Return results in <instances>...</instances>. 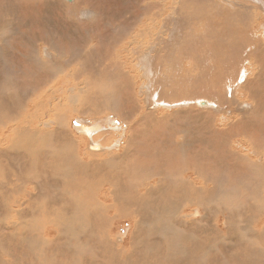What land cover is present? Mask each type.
<instances>
[{
  "label": "rangeland",
  "instance_id": "obj_1",
  "mask_svg": "<svg viewBox=\"0 0 264 264\" xmlns=\"http://www.w3.org/2000/svg\"><path fill=\"white\" fill-rule=\"evenodd\" d=\"M211 12L205 0H0V264H264V145L257 143L264 138V54H240L228 26L216 25L224 14ZM257 14L251 18L264 30ZM20 52L24 66L16 62ZM100 67L102 79L86 71L100 73ZM63 94L75 95L88 110L67 107L46 131L23 127L22 116L33 115L35 103L46 100L39 114ZM121 96L136 106L126 120L118 116ZM240 103L246 107L234 110ZM222 129H231L236 139L226 135L215 144ZM141 135L165 145L141 151L148 141ZM90 138L105 147L104 155L88 160L101 165L99 170L75 159ZM234 149L256 155L235 159ZM201 153L210 155V168ZM228 163L248 168L247 174L236 177ZM190 166L213 191L202 196L182 188L179 203L165 208V196L177 198L181 170ZM155 170L163 181L160 193L138 196L143 185H153L145 177ZM107 171L119 178L118 202L105 197L117 203L112 208L96 199L102 188H114L98 184ZM66 196L76 203L75 211L67 210L70 218L58 201ZM133 219L144 221L136 225Z\"/></svg>",
  "mask_w": 264,
  "mask_h": 264
},
{
  "label": "bare ground",
  "instance_id": "obj_2",
  "mask_svg": "<svg viewBox=\"0 0 264 264\" xmlns=\"http://www.w3.org/2000/svg\"><path fill=\"white\" fill-rule=\"evenodd\" d=\"M20 1V0H19ZM39 2H41V1H39ZM205 2H206V5H209L210 7H211V10L213 11V12H215V13H217V14H224L223 15V17H222V19H215V21L217 22V24L216 25H218V24H223V26L225 25V26H228V33H231V35L233 36V37H231V38H233V39H236L238 42H239V45H240V49H241V51L240 50H237V49H235V51L237 50L240 54H242V53H244L245 55H246V53H247V55L248 56H250V55H252V54H260V52H262L263 54H264V30H262L260 27H257V25H259V23H258V21H256V19L255 18H251L252 16L253 17H256V14L258 13V12H260V14H261V16L264 18V0H205ZM154 3V2H153ZM169 6V5H168ZM27 8V7H26ZM43 8V7H42ZM172 8V7H171ZM197 8V7H196ZM149 9V8H148ZM21 10V9H20ZM45 10V9H44ZM150 11V10H149ZM213 12H211V13H209L208 15H211ZM23 13V12H22ZM149 13V12H148ZM157 14V13H156ZM163 14V13H162ZM24 15V14H23ZM34 15V14H33ZM258 15V14H257ZM38 16V15H37ZM168 16V15H167ZM173 16V15H172ZM159 17V16H158ZM169 17V16H168ZM259 17V16H258ZM53 19V18H52ZM62 19V18H61ZM60 19V20H61ZM149 19V18H148ZM164 19V18H163ZM4 20V19H3ZM8 20V19H7ZM19 20V19H18ZM264 20V19H263ZM10 21H11V19H10ZM15 21V20H14ZM13 21V22H14ZM35 21V20H34ZM140 21V20H139ZM145 21V20H144ZM152 21V20H151ZM61 22V21H60ZM165 22V21H164ZM264 22V21H263ZM8 23V22H7ZM38 23V22H37ZM186 23V22H185ZM215 23V22H214ZM213 23V24H214ZM14 24V23H13ZM149 24V23H148ZM151 24V23H150ZM210 24V23H209ZM212 24V23H211ZM64 25V24H63ZM184 25V24H183ZM4 26V25H3ZM117 26V25H116ZM176 26H178V25H176ZM185 26V25H184ZM141 27V26H140ZM159 27V26H158ZM172 27V26H171ZM216 27V26H215ZM55 28H56V26H55ZM177 28V27H176ZM5 29V28H4ZM158 29H160V28H158ZM181 29V28H180ZM216 29V28H215ZM8 30V29H7ZM29 30V29H28ZM60 30V29H59ZM144 30H145V28H144ZM172 30V29H171ZM184 30V29H183ZM11 32V31H10ZM152 32V31H151ZM155 32H156V28H155ZM160 32V31H159ZM215 32H216V30H215ZM214 32V33H215ZM1 33V32H0ZM7 33V32H6ZM217 33V32H216ZM3 34V33H2ZM1 34V35H2ZM47 34V33H46ZM153 34H155V33H153ZM160 34V33H159ZM218 34V33H217ZM143 35H145V34H143ZM229 35V34H228ZM24 36V35H23ZM151 36V35H150ZM215 36V35H214ZM20 37V36H19ZM95 37V36H94ZM159 37H161V36H159ZM219 37V36H218ZM217 37V38H218ZM220 37H222V36H220ZM154 38V37H153ZM143 40V39H142ZM1 41V40H0ZM154 41H156V40H154ZM214 41V40H213ZM217 41V40H216ZM218 41H219V39H218ZM149 42V41H148ZM135 43H140V41H137V42H135ZM216 43V42H215ZM219 43V42H218ZM221 43V42H220ZM214 43L212 42L211 43V46H216V45H213ZM90 45V44H89ZM174 45V44H173ZM132 47V46H131ZM157 47V46H156ZM121 48H122V46H121ZM126 48V47H125ZM135 48V47H134ZM150 48V47H149ZM216 48V47H215ZM248 48V49H247ZM152 49V48H151ZM150 49V50H151ZM218 49V48H217ZM247 49V50H246ZM138 50V49H137ZM26 51V50H25ZM133 51V48H132V50H131V52ZM134 51H135V53L137 52L136 51V48L134 49ZM24 52V51H23ZM222 52V51H221ZM10 53H11V51H10ZM18 53H19V51H18ZM21 53V52H20ZM129 53V52H128ZM214 53V52H213ZM97 54V53H96ZM9 55V54H8ZM92 55V54H91ZM90 55V56H91ZM95 55V54H94ZM138 55V54H137ZM226 55L227 56H231V55H229V54H227L226 53ZM20 56V55H19ZM19 56H17L16 58H17V60H16V62H17V64H19V65H23L24 66V62H25V60L24 59H26V57H25V53H21V57H19ZM23 56H24V58H23ZM118 56V55H117ZM120 56V55H119ZM239 56V55H238ZM238 56H235V57H238ZM127 57H128V55H127ZM219 57V56H218ZM240 57V56H239ZM144 58V57H143ZM226 58V57H225ZM96 59V58H95ZM103 59V58H102ZM102 59H99L100 60V62H101V60ZM83 60V59H82ZM90 60V59H89ZM97 60V59H96ZM98 60V61H99ZM116 60V59H115ZM123 60H125V59H123ZM261 60V59H260ZM87 61V60H86ZM114 62V61H113ZM263 62H264V60H263ZM26 63V62H25ZM88 63H90V66H91V62L89 61ZM87 63V64H88ZM124 63H125V61H124ZM123 63V64H124ZM140 63V62H139ZM138 63V64H139ZM45 64V63H44ZM141 64V63H140ZM98 65V64H97ZM259 65H260V63H259ZM262 65V64H261ZM22 66V67H23ZM89 66V65H88ZM94 66V65H93ZM92 66V67H93ZM115 66V65H114ZM263 66H264V64H263ZM96 67V66H95ZM97 67H99V66H97ZM97 67H96V69H97ZM89 68V67H88ZM102 68V69H101ZM109 68V67H108ZM108 68H105L106 69V71L108 70ZM119 68V67H118ZM91 69V68H90ZM89 69V70H90ZM92 69H95V68H92ZM95 69V71L97 72V70ZM100 69H101V72L99 73V71H98V73H96L95 71H93V70H91V71H89V70H86V71H88L89 72V74L90 75H92V76H94L95 77V79H102V70H103V67H100ZM100 69H98V70H100ZM112 69V68H111ZM121 69H122V67H121ZM31 70V69H30ZM123 70H125V69H123ZM123 70H122V73H123ZM258 70H260V69H258ZM264 70V69H263ZM85 70H83V72H84ZM109 71V70H108ZM107 71V72H108ZM112 71V70H111ZM119 71H121L120 69L118 70V72ZM131 71V70H130ZM261 71H262V69H261ZM61 72V71H60ZM66 72V71H65ZM77 71H75V73H76ZM260 72V71H259ZM114 73V72H113ZM128 73V72H127ZM65 74H67V73H64L62 76H64ZM105 74V73H104ZM104 74H103V76H104ZM115 74V73H114ZM119 74V73H118ZM107 75V74H106ZM60 76V75H59ZM73 76V75H72ZM123 76V75H122ZM74 77V76H73ZM106 78V77H105ZM105 78H104V80H105ZM120 78H121V74H120ZM123 78H126L125 76L123 77ZM261 78V77H260ZM109 79V78H108ZM127 79V78H126ZM259 81V80H258ZM263 81V80H262ZM84 83L86 82V80L84 79V81H83ZM144 85V84H143ZM74 86H76V85H74ZM71 89V88H70ZM241 89V88H240ZM243 89V88H242ZM133 90H134V92L136 93V91H135V88L133 87ZM263 90V89H262ZM142 91V90H141ZM251 91V90H250ZM133 92V93H134ZM138 92V91H137ZM259 92H261V91H259ZM116 93V92H115ZM147 93V92H146ZM250 93V92H249ZM252 93V92H251ZM257 93V92H256ZM262 93V92H261ZM263 93H264V91H263ZM262 93V94H263ZM141 94V93H140ZM64 95V94H63ZM107 95V94H106ZM257 97H258V95H257ZM103 98V97H102ZM121 98V100H122V102H123V105H121V106H123V110H122V112H119V117H120V119H127L126 117L128 116V115H130L131 116V113L133 112V111H136V106L134 105V103H132V99L130 100V101H127L128 103H125L123 100V96H121L120 97ZM133 98V97H132ZM255 98V97H254ZM61 99H64V102L62 103L61 102ZM104 99V98H103ZM135 99L136 100H139L138 99V97L137 96H135ZM198 99V98H197ZM263 99V98H262ZM42 100V99H41ZM77 98H76V96L75 95H64V96H60V95H58V96H54L53 98H52V101H50V104H51V109L49 108V109H46V107L38 114V113H36V111L38 110V109H40V108H42V104H43V102H46V100H42L40 103L38 102V104H34V107H35V110H34V114L33 115H29L28 113V115H24V116H22L23 117V120H22V123L23 124H27V125H25V126H23L25 129H29V130H31V131H35V132H42V131H46V130H43V129H45L46 127H48V126H50L49 125V123H50V119L51 118H53L54 117V115H57V114H63V113H65V111H68V109H67V107H71L72 109H74V111L75 112H78V113H84V112H86L88 109H87V106H85V105H83V104H81V103H78L77 102ZM83 102V101H82ZM136 102V101H135ZM198 103H201V102H204V103H206L205 105H208L209 103L207 102V101H205V100H198L197 101ZM252 102H253V100H252ZM255 102V101H254ZM196 103V102H195ZM239 103V102H238ZM32 104V103H31ZM117 104V103H116ZM137 104H138V102H137ZM253 105V104H252ZM254 105H255V103H254ZM54 106H56V108L53 110V107ZM109 106V105H108ZM49 107V106H48ZM246 107V105H245V103H240L237 107H235L234 108V110H240V111H242L244 108ZM253 107V106H252ZM146 108L148 109L149 108V106L148 105H146ZM110 109V108H109ZM27 110V109H26ZM104 110V109H103ZM114 110V109H113ZM223 110V109H222ZM106 111V110H105ZM115 111V110H114ZM257 111H259V110H257ZM25 112V111H24ZM27 112V111H26ZM72 112V111H71ZM245 112H247V111H245ZM244 112V113H245ZM29 113H31V112H29ZM88 114H90L89 112H87ZM94 113V112H93ZM105 113V112H104ZM135 112H133L132 114H134ZM32 114V113H31ZM96 114V113H95ZM247 114V113H246ZM97 115V114H96ZM129 116V117H130ZM241 118V117H240ZM240 118H238V119H240ZM115 119V118H114ZM20 122V121H19ZM108 122V121H107ZM124 122V121H123ZM258 122H259V120H258ZM21 123V124H22ZM125 123V122H124ZM234 123V122H233ZM22 124V125H23ZM244 124H246V123H244ZM45 125H47V126H45ZM96 125H97V122H96ZM254 125V124H253ZM20 126V123L19 124H16V125H14V127L12 128V129H16L17 127H19ZM43 126H45V127H43ZM103 126V125H102ZM125 126L127 127V125H126V123H125ZM244 126V125H243ZM257 126V125H256ZM22 127V126H21ZM92 128H93V126H92ZM99 127H97L96 126V128L94 129V131H96L97 129H98ZM248 128V127H247ZM24 129V130H25ZM91 129V128H90ZM105 129V128H104ZM227 129V128H226ZM231 129H229V130H225V129H222V131L220 132V131H218L217 133H218V137H215V138H213V142L215 143V144H218V145H221L222 143H221V138H224V137H227L226 135H229L230 136V138L232 137V135H230V131ZM22 133V132H21ZM102 133H103V131H102ZM1 134V133H0ZM29 134V133H28ZM99 134V133H98ZM32 135V134H31ZM30 135V136H31ZM107 135V134H106ZM91 136V135H90ZM139 137V135H136L135 137H134V141H136L137 140V138ZM143 137V138H142ZM22 138V137H21ZM41 138V137H40ZM75 138V137H74ZM83 138V137H82ZM32 139V138H31ZM106 139V138H105ZM141 139H147L148 141H147V143L145 144V145H140L139 146V149L141 150V151H144L145 150V148L146 147H150V148H152L151 150L152 151H154V149H156L157 147H163L165 144L164 143H161V139L158 141V139H156V138H154L153 136H144V135H141ZM232 140H234V139H236L235 137L233 138H231ZM230 139V140H231ZM24 140H26L25 138H24ZM79 140L80 139H78L77 138V143L79 144ZM83 140V139H82ZM86 140V139H85ZM163 140H165V139H163ZM231 140V141H232ZM20 141V140H19ZM167 141V140H166ZM201 141V140H200ZM86 142V141H85ZM24 143V145H25V142H23ZM33 143V142H32ZM102 143V142H101ZM209 143L211 144V140L209 141ZM230 143V142H229ZM231 143H233V142H231ZM236 143H237V141H236ZM257 143H262L263 145H264V138H262V142H257ZM15 144V143H14ZM42 144V143H41ZM105 144V143H104ZM3 145V144H2ZM17 145V144H16ZM19 145V144H18ZM45 145V144H44ZM36 146V145H35ZM49 147V146H48ZM24 148V147H23ZM42 148V147H41ZM233 148H234V146H233ZM232 148V149H233ZM48 149V148H47ZM52 149V148H51ZM79 149H80V146H79ZM81 150H82V154H81V156H79V152L77 151L76 152V155H75V159H81L83 162H84V164L86 165V166H88V167H91V168H96V169H101V168H103L101 165H99V164H97V163H95L94 161H88V160H92V159H89V158H92V157H94V156H98V155H102V153H103V155L105 154L103 151L105 150V147L104 146H101L100 145V143L96 140V139H91L90 138V143L89 144H86V146H85V148L84 149H82L81 148ZM235 150V149H234ZM253 150V149H252ZM36 151H37V149H36ZM42 151V150H41ZM53 151V150H52ZM152 151L150 152H147V155L148 154H150V153H152ZM233 151V150H232ZM236 151V152H235ZM234 152L236 153V155L235 154H232L233 155V157L235 158V159H239V158H243V159H246V160H252V157L254 156V155H256V152H255V150L254 151H250L251 152V154H248V153H244V154H240V153H237V151L238 150H235ZM1 152V151H0ZM240 152V151H239ZM244 152V151H243ZM26 153V152H25ZM53 153V152H52ZM101 153V154H100ZM10 155H11V153H9ZM33 154V153H32ZM98 154V155H97ZM128 154V151H123V154H121L122 156H124V155H127ZM210 154V153H209ZM82 155H85V156H82ZM121 155H119L118 153H112V157L113 158H116V157H118V156H121ZM198 155V154H197ZM8 156V155H7ZM199 156V158H201L202 160H204V162H205V165H206V169H208V168H210V164H209V162H208V160H209V158H210V155H208V154H203V153H201V154H199L198 155ZM4 157V156H3ZM10 157V156H9ZM3 159V158H2ZM106 159H111L110 157H106ZM9 159L7 158V161H8ZM34 160V159H33ZM81 160H78V161H80L81 162ZM211 160H212V157H211ZM31 162V161H30ZM211 162V161H210ZM214 163H215V161H214ZM13 164V163H12ZM19 164V163H18ZM213 164V163H212ZM247 164V163H246ZM2 165V164H1ZM80 165H82V164H80ZM254 165V164H253ZM15 168H17V166L15 167ZM86 168V167H85ZM227 168H229V172H231V173H233V174H235V176L236 177H238V176H241L242 174L244 175V174H247V172H248V168H245L244 166H241L240 164H238V163H234V165L232 164V163H228L227 164ZM16 170V169H15ZM183 170V171H182ZM181 170V172H182V174L184 173V175H182L181 176V181L179 182V186L177 185V187L175 188V190H176V193L178 194V196H177V198L176 197H172V196H170L169 195V193H168V195L167 196H165L166 197V204H168L167 206H164L165 208H168V207H170V206H174V205H176V204H178L179 203V198H181V196H180V190L182 189V188H187V189H189V191L190 192H192V193H195V194H197L198 192L197 191H199V194H202V196L203 195H210V193L213 191L212 190V188H210V183L208 182V179H206V178H204L203 180H201V178H199L198 176H200V177H202V175H200V173L198 172V171H196L193 167H184L183 169ZM14 171V170H13ZM94 173V172H93ZM97 173H98V171H97ZM109 171H107V172H105L104 174H103V179H102V181H100L99 179H98V184H100V182H109V183H111L112 184V186H114V188L113 189H111V190H109L108 188H102L100 191H101V194H100V191L97 193V195H96V199L100 202V203H103V204H105L107 207H110V206H115V205H117V203H110V202H106L105 201V197H107L109 200L111 199V198H114V201L115 202H118V200H117V198L115 197V192H117V188H116V182H117V180L119 179V178H113L114 176H116L115 174H110V176H109ZM199 173V174H198ZM16 174V173H15ZM105 174H108V175H105ZM151 174V176L150 177H148L149 175ZM149 175H147L145 178H152L151 180H154V181H152V182H149V183H152L151 185V187L147 184V185H143L142 186V184H141V186H142V189L144 190V192H141V193H138L137 195L138 196H144V195H149V193L151 192H156V191H158L159 190V188L162 186L161 184L163 183V181H161L162 179H156V176L157 177H159L160 176V173L158 172V170H155V171H153L152 173H150ZM7 177V176H6ZM5 177V178H6ZM31 177H33V176H31ZM30 177V178H31ZM36 177V176H35ZM39 178V177H38ZM41 178V177H40ZM144 178V179H145ZM150 180V181H151ZM175 180V179H174ZM39 181V180H38ZM263 181V180H262ZM141 182H143V181H141ZM141 182H139V183H141ZM173 182V181H172ZM136 184H138V183H136ZM3 185V184H2ZM49 185V184H48ZM48 185H46V187L48 186ZM140 186V185H139ZM171 186V185H170ZM45 189H46V187H45V185L43 186ZM79 187H81L80 189H83L84 188V186H82V184L79 186ZM135 187V186H134ZM166 187V186H165ZM37 188V187H36ZM43 188V189H44ZM55 188V187H54ZM42 189V190H43ZM88 189V188H87ZM132 189H134V188H132ZM166 189V188H165ZM6 190V189H5ZM33 190H35V188L33 189ZM37 190H39V189H37ZM36 190V191H37ZM47 190V189H46ZM135 190V189H134ZM141 189H139V190H137V192H139ZM167 190V189H166ZM13 191V190H12ZM12 191H10V192H12ZM32 192V191H31ZM56 193H57V191H55ZM60 193H61V191H60ZM75 193V192H74ZM133 193H135V192H133ZM158 193H160V191H158ZM223 193H225V192H223ZM30 194V193H29ZM33 194H34V192H33ZM37 194H38V192H37ZM52 194V193H51ZM154 194V193H153ZM31 195V194H30ZM36 195V194H35ZM40 196V195H39ZM42 196V195H41ZM52 196V195H51ZM75 196V198H76V196H77V193H76V195H74ZM114 196V197H113ZM120 196V195H119ZM155 196V195H154ZM164 196V195H163ZM18 197V196H17ZM43 197V196H42ZM45 197V196H44ZM147 197H150V196H147ZM157 197V196H156ZM50 198V197H49ZM48 198V199H49ZM58 198V197H57ZM75 198H74V200H75ZM159 198V197H158ZM54 199H56V198H54ZM18 200V199H17ZM49 200H51V199H49ZM70 200H72V198L70 197V196H66V197H62L60 200H58L59 202H60V204H61V206H62V213L64 214V215H67V216H69V218H70V216L72 215V211L70 212V211H67V210H73V211H75L74 209H72V208H75V206H76V203H75V201L74 200H72V201H74V202H72V201H70ZM108 200V201H109ZM124 200V199H123ZM128 200V199H127ZM162 200V199H161ZM164 200V199H163ZM55 201V200H54ZM125 201V200H124ZM155 201V200H154ZM158 201H160V200H158ZM13 202H15V201H13ZM113 202V201H112ZM121 202V201H120ZM191 202V201H190ZM45 203H46V201H45ZM74 203V204H73ZM128 203V202H127ZM5 204V203H4ZM15 204H18V203H15ZM14 204V205H15ZM47 204V203H46ZM120 204V203H119ZM129 204V203H128ZM1 205V204H0ZM52 205V207L54 206L53 205V203L51 204ZM130 205H132V204H130ZM135 205V204H134ZM149 204H147V206H148ZM44 206V205H43ZM47 206V205H46ZM151 206V205H150ZM163 206V205H162ZM18 207V206H17ZM56 207V206H55ZM82 207V206H81ZM112 207H110V208H112ZM139 207H141V208H143V206L142 205H140ZM163 207V208H164ZM44 208V207H43ZM46 208V207H45ZM98 207H96V208H94V209H97ZM133 208V207H132ZM135 208V210L136 211H138L139 212V214L138 215H140L141 214V211H140V209L138 208V207H134ZM149 208V207H148ZM53 209V208H52ZM106 209V208H105ZM114 209V208H113ZM117 209V208H116ZM170 209H171V207H170ZM174 209V208H173ZM18 210V209H17ZM131 210V209H130ZM172 210V209H171ZM4 211V210H3ZM16 211V210H15ZM109 212V211H108ZM131 212V211H130ZM57 213V212H56ZM190 213V212H189ZM19 214V213H18ZM58 214V213H57ZM62 214V215H63ZM126 214V213H125ZM129 214V213H128ZM7 215V214H6ZM60 215V214H59ZM76 215V214H75ZM81 215V214H80ZM192 214H190V216H191ZM22 215H19L18 216V219H20V217H21ZM27 216V215H26ZM66 216V217H67ZM83 216V215H82ZM82 216H80V217H82ZM23 217V216H22ZM35 217V216H34ZM141 218H142V216H140ZM198 217V216H197ZM24 218V217H23ZM165 218V217H164ZM163 218V219H164ZM188 218V217H187ZM1 219V218H0ZM64 220L62 221V223L64 224L65 223V220H66V218L64 217L63 218ZM68 219V218H67ZM130 219V218H129ZM137 219V218H136ZM142 219H144V218H142ZM156 219H158V216H156ZM25 220V219H24ZM111 220V219H110ZM134 220V219H133ZM144 220H147L149 223H150V220L149 219H144ZM144 220H140V219H138L137 221H135L134 220V224H138V223H141L142 221H144ZM26 221V220H25ZM31 221V220H30ZM81 221V220H80ZM84 221V220H83ZM113 221V220H112ZM115 221V220H114ZM113 221V222H114ZM259 221V220H258ZM258 221H257V223H258ZM19 222V221H18ZM33 222V221H32ZM58 222V221H57ZM78 222V221H77ZM189 222V221H188ZM12 223V222H11ZM247 223V222H246ZM262 223V222H261ZM10 224V223H9ZM17 224V223H16ZM36 224V223H35ZM45 224V223H44ZM55 224V223H54ZM58 224V223H57ZM66 224H67V222H66ZM74 224V223H73ZM153 224V223H152ZM20 225V224H19ZM65 225V224H64ZM76 225V224H75ZM75 225H73V226H75ZM77 225H79V224H77ZM81 225V224H80ZM87 225V227H90L88 224H86ZM112 225V224H111ZM155 225V224H154ZM258 225H259V223H258ZM157 226V225H156ZM159 227H161L160 225H158ZM262 226V225H261ZM1 227H2V225H1ZM11 227V226H10ZM18 227V226H17ZM23 227H24V225H23ZM66 227V226H65ZM111 227V226H110ZM149 227V226H148ZM21 228V227H20ZM19 228V229H20ZM63 228V227H62ZM259 228V227H258ZM5 229H7V228H5ZM29 229V228H28ZM76 229V228H75ZM78 229V228H77ZM81 229V228H80ZM79 229V230H80ZM89 229V228H88ZM249 229V228H248ZM264 229V228H263ZM3 230V229H2ZM73 230V229H72ZM64 232H65V230H63ZM77 231V230H76ZM251 231V230H250ZM20 232H21V230H20ZM23 232V231H22ZM68 232V231H67ZM85 233V232H84ZM7 234V233H6ZM15 234V233H14ZM20 234H22V233H20ZM65 234H67L66 232H65ZM78 234V233H77ZM92 234H94V233H92ZM23 235H24V233H23ZM34 235V234H33ZM210 235V234H209ZM6 236V235H5ZM29 238H31V232L29 231ZM37 236V235H36ZM70 236V235H69ZM133 236H134V234H133ZM7 237V236H6ZM16 237V236H15ZM121 237V236H120ZM24 238V237H23ZM26 238V237H25ZM34 238V237H33ZM118 238V237H117ZM138 238H140L141 239V237H138ZM8 239H10V238H8ZM15 239V238H14ZM139 239V240H140ZM21 240V239H20ZM73 240V239H72ZM130 240H131V238H130ZM142 240V239H141ZM10 241V240H9ZM14 241V240H13ZM68 241V240H67ZM82 241V240H81ZM120 241V240H119ZM131 242V241H130ZM136 242V241H135ZM137 242H138V240H137ZM6 243H7V241H6ZM5 243V244H6ZM14 243V242H13ZM71 243V242H70ZM111 243V241H109V244ZM82 244V243H81ZM105 244H108V241H106L105 242ZM2 245H3V243H2ZM3 247H5V246H3ZM6 247H7V245H6ZM14 247V246H13ZM20 247V246H19ZM129 247H131V246H129ZM128 247V248H129ZM133 247V246H132ZM8 248V247H7ZM10 248V247H9ZM39 248H41V247H39ZM46 248V247H45ZM134 248V247H133ZM137 248V247H136ZM5 249V248H4ZM109 249V248H108ZM1 250V249H0ZM14 250H16L15 249V247H14ZM133 250V249H132ZM192 250H193V248H192ZM18 251V250H17ZM22 251V250H21ZM24 251V250H23ZM201 251V250H200ZM3 252V251H2ZM9 252H10V250H9ZM32 252H34V251H32ZM31 252V253H32ZM203 252V251H202ZM7 253V252H6ZM26 253H27V251H26ZM43 253V252H42ZM136 253V252H135ZM157 253V252H156ZM18 254H21V253H18ZM25 254V253H24ZM33 254V253H32ZM96 254H97V252H96ZM8 255V254H7ZM27 255V254H26ZM25 256V255H24ZM29 256V255H28ZM31 256V255H30ZM42 257V256H41ZM48 257V256H47ZM100 257V256H99ZM148 257V256H147ZM1 258V257H0ZM2 259H5V258H2ZM13 259V258H12ZM51 259V258H50ZM6 260V259H5ZM8 260V259H7ZM42 260V259H41ZM53 260V259H52ZM13 261V260H12ZM15 261V260H14ZM35 261V260H34ZM5 262V261H4ZM36 262V261H35ZM12 263V262H11ZM10 263V264H11ZM60 263H62V262H60ZM6 264V263H5ZM24 264V263H23ZM64 264V263H63ZM75 264V263H74Z\"/></svg>",
  "mask_w": 264,
  "mask_h": 264
},
{
  "label": "water",
  "instance_id": "obj_3",
  "mask_svg": "<svg viewBox=\"0 0 264 264\" xmlns=\"http://www.w3.org/2000/svg\"><path fill=\"white\" fill-rule=\"evenodd\" d=\"M200 105H205L206 103H204V102H201V103H199Z\"/></svg>",
  "mask_w": 264,
  "mask_h": 264
}]
</instances>
